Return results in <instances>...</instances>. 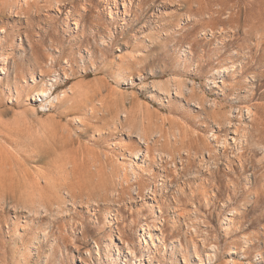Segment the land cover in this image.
<instances>
[{"label":"rangeland","instance_id":"1","mask_svg":"<svg viewBox=\"0 0 264 264\" xmlns=\"http://www.w3.org/2000/svg\"><path fill=\"white\" fill-rule=\"evenodd\" d=\"M61 3L0 8V264H264V0ZM55 77L51 98L82 84L106 109L47 108ZM120 100L183 142L140 144L142 125L114 118Z\"/></svg>","mask_w":264,"mask_h":264},{"label":"bare ground","instance_id":"2","mask_svg":"<svg viewBox=\"0 0 264 264\" xmlns=\"http://www.w3.org/2000/svg\"><path fill=\"white\" fill-rule=\"evenodd\" d=\"M56 1H57V4H62L61 3V0H56ZM29 4H30V0H0V8L1 7L6 8L7 11H10V12L13 11V10L14 11H18L20 9H23L24 7H28ZM3 8H2V11L6 10V9H3ZM56 11H61V9L58 8ZM238 15H239L238 12H234V13H230L229 12V16L230 17H235V16H238ZM222 71L224 73L227 70L226 69H223ZM0 72H3V68H0ZM57 79L58 78L55 77L54 80L50 81L49 85H46V87H45L46 89L42 90V92L40 94H38V97H40L39 98L40 101H45V100L49 99L48 103L45 105V106H47V108L52 107L55 103H61V104L62 103H65V104H67L68 102L71 101L68 105L72 106L73 109H78V111L80 110L81 112L82 111L85 112V110H87L89 108L88 111H87V113H89V112H93L94 113L95 112V114H96V112L99 113V112L103 111L104 109H106V108H104L105 105H103L102 102H101L102 100H100V102L96 101L97 103L96 102L94 103L95 100L94 101L91 100L88 97L87 94H86L87 96L85 95L86 97L84 96V88H83V85L82 84H75L73 86L71 85L70 87L62 90L60 93H58L53 98H51L52 93H53L52 90L53 89L55 90L56 89V86L58 84ZM163 84L160 83V82L154 83L153 84L154 85L153 86L154 91H162L161 89L165 90L166 89L165 88L166 85L163 87ZM170 84H171V82H170ZM165 92H168V91H165ZM178 92L179 91L177 90V94H178ZM76 98H78V99L80 98L79 101H74ZM120 102H121V100H120ZM91 103H92V107H88V106H90ZM110 107L112 108V110L114 112V115H115L114 118L119 119V122L121 124H124V123H128L129 124V129L128 130L130 131V133H131V130L135 127V123H137L138 126L142 125V127L140 128L139 133L137 135H138V138L140 140V144L146 145V147L147 146L149 147L150 143H152L153 140L155 141L156 137L163 139V142H165L166 144H168L172 148L175 147L177 144H181V142H183V139H182V137H181V135L179 133L174 134V136L172 138L169 137V138L165 139V132H163V129L162 128L158 129L156 127L154 121L150 117L151 115H148V114L143 113L141 111V109H136V108H131L130 109L125 104L123 105L122 102L121 103H119V102L118 103H111V106ZM240 112L241 111H239V113ZM87 113L85 115H87ZM251 113H252L251 110L248 109L247 114L250 116ZM223 116H225L226 119L229 120V124H230L229 126L230 127H229L228 130H232V134H233V136L231 138L232 144L235 147H237V149L240 150L243 147V145L245 144L244 142L247 141L246 140L247 139V135L246 134L241 135V138H240V136L237 135L236 129H232V127H234V125H232V121H231V118H230L231 116H228L227 113L224 114ZM78 120H80V119H78ZM212 136L216 138V140H217L218 143L219 142L221 143V145H222L221 147H224L225 148V147H228L229 145H231L229 143V141H228L227 138H222V137H220L218 135L215 136L214 134ZM157 145H158V143H157ZM145 150L146 151H143L140 148H138L136 150V152L134 153V159H136V160H139L140 159V161L143 164H146L147 163V157H148V154L150 153V151L148 149H145ZM185 154L186 155L189 154V151H187ZM209 154H213V153H210L209 152ZM143 155H144V157L141 160V156H143ZM158 157H159L160 160H163V159H166V161L174 160L173 154H169V153H164V154L159 153L158 154ZM207 163H208V160H207ZM131 167H132L131 172H133L132 173L133 174V176H132L133 178L132 179H133V181H136L135 184H137V188H135V189H136V191H139L136 194L139 195V196H142L141 186H143V184H144V179H142L144 175L142 174V172L137 171L134 168L135 166H131ZM123 173L124 174H120V176L118 175L119 177L117 178L118 181H119V183L120 184L122 183L121 185H119L117 183L119 186H122L121 188H123V185L125 183H130L129 182L130 180H128V178H129L128 175H126L125 172H123ZM132 185L134 186V184H132ZM112 188L113 187H111V189ZM149 190L151 191V193H154V190H152L151 188ZM112 193H114L113 190H112ZM38 198L40 199V196H38ZM38 206L40 208V212H44L45 213V212H48V210H49L48 209V206L46 204H44L43 202H41L40 200L38 201ZM36 207H34V208H36ZM39 208H38V210H39ZM40 212H38V213H40ZM226 222H227V225H230L231 224V219H226ZM146 226H147V228H145ZM146 226L141 228V234L139 236L140 237V242L145 247L150 246L152 248H155L156 247L155 246V242H160L159 241L160 236H157V234L152 235L151 227L149 225H146ZM118 240L121 241L120 239H118ZM110 244H113V243H110ZM115 248L113 247V249H114V254L113 255L115 256V260L116 261H120V254L117 252V249L115 250ZM126 249L128 250L127 251V256L132 255V251L130 250V248H129L128 245L126 246ZM215 258H217V256H216V254L214 255V252L212 253V255H206L207 262L205 264H211L214 261ZM147 262H148V264H154L151 260H149V258L147 259ZM124 264H126V263H124ZM200 264H204V263L202 261H200Z\"/></svg>","mask_w":264,"mask_h":264}]
</instances>
